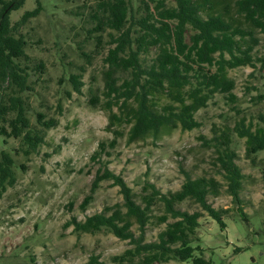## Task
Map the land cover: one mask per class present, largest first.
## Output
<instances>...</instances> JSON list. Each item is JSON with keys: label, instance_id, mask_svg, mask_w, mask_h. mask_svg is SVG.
Instances as JSON below:
<instances>
[{"label": "rangeland", "instance_id": "374dc122", "mask_svg": "<svg viewBox=\"0 0 264 264\" xmlns=\"http://www.w3.org/2000/svg\"><path fill=\"white\" fill-rule=\"evenodd\" d=\"M38 1L39 14L25 23L21 33L27 40L31 66L42 62L43 68L38 75L30 73L32 91L25 94V103L33 124L35 113L42 112L45 120L54 118L57 125L46 131L44 143L30 155L22 152L20 139H6V144L0 140V150L13 156L16 178L0 198V264H97L93 260L112 264L113 256L131 248L128 241L107 231L78 234L73 225H66L72 218L83 222L86 216L122 206L119 187L113 186L112 181H102L85 211L80 209L90 194L97 170L103 166L123 178L137 202L145 182L167 194L179 190L186 175L191 179H214L219 189L206 200L215 209H227L223 231L198 204L185 201L178 205L181 210L203 213L197 230L201 250L196 254L211 264H264V151L248 156L247 140L231 133L230 150L243 175L236 202L228 192L219 160L224 153L212 141L223 131L231 132L240 121L251 124L254 130H264L260 119L264 117V70L257 64L255 68L228 71L234 80L232 93L236 101L230 102L219 93L209 95L194 114L200 127L191 131L180 127L164 129L157 137L128 143L129 126L116 124L111 130L121 135L110 147L114 135L106 127L111 113L105 109L102 95L106 70L103 59L110 37L107 31H94L96 20L89 14L95 0ZM127 1L134 13H145L142 0ZM165 2L173 5L172 0ZM2 6L0 2V9ZM215 6L220 7L221 1H216ZM35 7L36 0H25L11 12L10 21L19 20ZM254 53L264 54V41ZM154 56V50L142 56L144 65L150 64ZM76 74L82 83L79 92H74L69 82V77ZM117 77L121 82L127 74L119 73ZM92 97L100 98L95 107L90 104ZM158 97L155 108L160 110L170 100L164 95ZM113 112L117 109L113 108ZM100 143L105 151L98 159H91ZM161 214V207L153 208L152 219L145 228V242L156 241L165 228V224L156 225V217ZM132 231L138 235L137 225Z\"/></svg>", "mask_w": 264, "mask_h": 264}, {"label": "trees", "instance_id": "16d2710c", "mask_svg": "<svg viewBox=\"0 0 264 264\" xmlns=\"http://www.w3.org/2000/svg\"><path fill=\"white\" fill-rule=\"evenodd\" d=\"M142 1L146 10L142 15L134 13L127 0H95L89 14L96 20L94 31H107L110 37L103 59L106 70L102 94L104 107L111 113L106 127L114 135L110 147L121 135L111 130L116 124L129 126L128 143L148 136L157 137L164 129H196L200 123L194 114L209 95L219 93L230 102L236 101L232 93L234 80L229 78L228 71L246 66L255 68L257 64L264 70V54L254 53L264 41V37L259 36L264 35V0H172L173 5L166 4L165 0H149L153 6ZM216 1H221L220 7L215 6ZM0 2L3 4L0 9V140L6 144V139H20L22 152L30 155L44 143L46 131L57 125L54 118L45 120L42 112L35 113L33 124L25 103L28 99L25 94L32 91L30 73H41L43 64L38 62L31 66V57L26 52L27 40L21 29L41 9L36 0L33 10L11 22V12L19 9L25 0ZM96 44H100L99 39ZM151 50L155 51V56L150 64L144 65L142 56ZM119 73L127 74L121 82L117 77ZM69 82L74 92L80 91L79 74L71 75ZM160 95L171 103L158 110L155 104ZM99 99L92 97L90 104L95 107ZM113 108L117 112H113ZM260 119L264 126V117ZM231 133L247 140L245 152L249 156L264 151V130H254L251 124L240 121L231 132L223 131L212 138L224 153L219 160L228 181V192L238 202L243 175L234 162L235 153L230 150ZM104 151L100 143L91 159H98ZM14 169L12 154L0 150V198L16 181ZM102 181H112L113 186L119 187L122 206L115 205L86 216L83 222L72 218L66 225H73V231L78 234L107 231L128 241L132 247L113 256L112 264H166L170 261L211 264L196 252L201 250L197 244L200 241L197 230L202 211L218 224L220 231L226 227L227 209H215L206 200L210 193L216 194L219 189L214 179H191L186 175L181 188L167 194L145 182L140 202H137L123 178L103 166L96 172L90 194L80 204L82 211ZM185 201L198 204L202 211L181 210L178 205ZM154 207L162 208L156 225L165 224V228L158 233L156 241L145 242V228L152 219ZM133 225H137V236L132 231Z\"/></svg>", "mask_w": 264, "mask_h": 264}]
</instances>
